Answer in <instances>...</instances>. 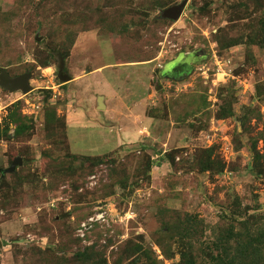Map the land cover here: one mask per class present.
Here are the masks:
<instances>
[{
  "label": "rangeland",
  "instance_id": "1",
  "mask_svg": "<svg viewBox=\"0 0 264 264\" xmlns=\"http://www.w3.org/2000/svg\"><path fill=\"white\" fill-rule=\"evenodd\" d=\"M182 1L0 0V72L32 87H0V264H223L264 230V0L156 20Z\"/></svg>",
  "mask_w": 264,
  "mask_h": 264
},
{
  "label": "trees",
  "instance_id": "2",
  "mask_svg": "<svg viewBox=\"0 0 264 264\" xmlns=\"http://www.w3.org/2000/svg\"><path fill=\"white\" fill-rule=\"evenodd\" d=\"M259 2V0H257ZM145 5H147V11L154 10L157 6H162L163 2L162 0H145ZM156 20H163V17H157ZM258 32L259 35L256 37L255 41L252 40V42L258 43L261 47L264 48V16L261 17V19L258 21ZM251 42V43H252ZM237 44L236 41L231 40L228 44V46ZM63 126L65 127V123H63ZM258 153L254 151V157H257ZM67 156L71 157L72 159H77L78 156L76 154H67ZM87 156H84L86 158ZM90 160L94 161L95 158L89 157ZM255 240H247L244 244L240 243L236 247V252L231 256L227 261H225L223 264H235V262H239L240 264H248L251 260L254 258H258L261 256V247L257 244H264V230H262L259 235L256 238H253ZM82 251V252H76L74 253V259L76 261H79L82 264H106V260L103 258V254H100L99 252L95 251L94 249ZM139 251L138 248H136V245L129 249H124L123 257H126L129 264H136L134 260V256L132 255L133 251L130 253V251ZM42 251V250H41ZM42 253V252H41ZM225 254H227V251H224ZM214 257V256H213ZM220 256H217L219 258ZM185 259L184 264H193V260H190L185 255L183 256ZM215 258V257H214ZM213 258V259H214ZM116 264H120L117 262Z\"/></svg>",
  "mask_w": 264,
  "mask_h": 264
},
{
  "label": "water",
  "instance_id": "3",
  "mask_svg": "<svg viewBox=\"0 0 264 264\" xmlns=\"http://www.w3.org/2000/svg\"><path fill=\"white\" fill-rule=\"evenodd\" d=\"M187 0L182 1L179 5H176L174 7H170L162 12V17L176 20L180 18L185 6H186ZM64 69V60L61 59V65L59 69L58 76L60 80L62 81H69L71 78L70 76L63 73ZM30 75L28 73H25L21 76L11 78L9 74L2 69L0 72V87L3 89L9 91V92H17L21 91L22 93L26 94L32 90V87L29 83ZM102 97L98 99V108H104V103L102 102ZM22 164L21 158H16L9 168L5 169V173H12L15 171L16 167Z\"/></svg>",
  "mask_w": 264,
  "mask_h": 264
},
{
  "label": "flooded vegetation",
  "instance_id": "4",
  "mask_svg": "<svg viewBox=\"0 0 264 264\" xmlns=\"http://www.w3.org/2000/svg\"><path fill=\"white\" fill-rule=\"evenodd\" d=\"M188 69V62H182L180 65H179V67H177V68H173V71H171V72H174L175 73V75L173 76V77H181L185 72H186V70Z\"/></svg>",
  "mask_w": 264,
  "mask_h": 264
},
{
  "label": "crops",
  "instance_id": "5",
  "mask_svg": "<svg viewBox=\"0 0 264 264\" xmlns=\"http://www.w3.org/2000/svg\"><path fill=\"white\" fill-rule=\"evenodd\" d=\"M70 80H71V79H70ZM70 80H69V81H70ZM66 82H68V81H66ZM97 100H98V99H97ZM102 102H103V99H102ZM103 103H104V102H103ZM98 106H99V105H98ZM104 107H106L105 104H104ZM136 137H137V136H136ZM138 137H139V136H138ZM140 138H141V136H140ZM138 140H139V138H138ZM133 141H134V140H133ZM121 145H124V140H123V141L121 140L120 143H118L117 147H118V146H121Z\"/></svg>",
  "mask_w": 264,
  "mask_h": 264
},
{
  "label": "built area",
  "instance_id": "6",
  "mask_svg": "<svg viewBox=\"0 0 264 264\" xmlns=\"http://www.w3.org/2000/svg\"><path fill=\"white\" fill-rule=\"evenodd\" d=\"M161 257V256H160Z\"/></svg>",
  "mask_w": 264,
  "mask_h": 264
}]
</instances>
